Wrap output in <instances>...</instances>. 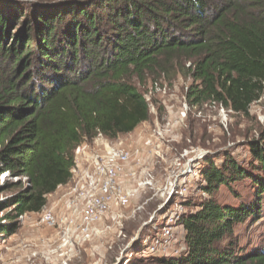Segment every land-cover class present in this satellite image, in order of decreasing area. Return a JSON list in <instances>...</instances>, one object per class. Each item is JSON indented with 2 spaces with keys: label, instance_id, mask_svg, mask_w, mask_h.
Returning a JSON list of instances; mask_svg holds the SVG:
<instances>
[{
  "label": "trees",
  "instance_id": "obj_1",
  "mask_svg": "<svg viewBox=\"0 0 264 264\" xmlns=\"http://www.w3.org/2000/svg\"><path fill=\"white\" fill-rule=\"evenodd\" d=\"M174 76L192 79L191 106L248 116L264 96V0H1L0 177L19 191L0 234L70 182L84 141L151 118L138 85ZM245 146L201 160L207 196L185 203L181 256L141 243L128 264H264V238L246 250L237 231L264 219V127Z\"/></svg>",
  "mask_w": 264,
  "mask_h": 264
},
{
  "label": "rangeland",
  "instance_id": "obj_2",
  "mask_svg": "<svg viewBox=\"0 0 264 264\" xmlns=\"http://www.w3.org/2000/svg\"><path fill=\"white\" fill-rule=\"evenodd\" d=\"M155 82L159 85L156 86ZM190 82V78L174 76L138 85L149 101L151 118L133 132L122 134L114 140L98 136L84 141L88 150L120 144L131 149L141 148L144 162L140 165L131 162L136 176L127 183L137 187L150 174L154 184L141 191L123 209L121 218L117 219L118 213L106 215L94 224L97 231L85 242L79 241L81 235L75 232L74 241H66L61 225L53 228L41 223L45 211H54L58 219L69 211L63 198L67 185L62 186L48 196L43 211L21 216L16 220L18 228L15 232L0 234V264H128L141 243H148L146 238L153 234V230L165 224L175 202L184 199L187 202L189 199L200 202L206 197L196 186V182L201 179L198 160L226 150L238 158L246 156V139L259 136L264 127V96L252 105L248 116L236 114L225 107L222 112L221 107L214 103L197 108L186 99ZM169 120L173 124L174 135L162 139L160 153L150 156V150L145 145L146 139L153 135L152 129L157 124ZM184 152L188 153L187 157L182 156ZM17 179L6 174L0 177V224L6 221L4 217L8 212H14V206L8 201L19 191L11 187L3 189L2 185L6 180L16 182ZM175 179L180 181L181 189L170 196L167 187ZM2 203L6 206H2ZM237 231L242 234L246 250L258 246L264 238V219L240 225ZM179 247H184L182 240Z\"/></svg>",
  "mask_w": 264,
  "mask_h": 264
},
{
  "label": "built area",
  "instance_id": "obj_3",
  "mask_svg": "<svg viewBox=\"0 0 264 264\" xmlns=\"http://www.w3.org/2000/svg\"><path fill=\"white\" fill-rule=\"evenodd\" d=\"M155 83L156 86L159 85L158 82ZM213 103L219 105L222 112L225 111L222 104ZM186 109L187 105H185ZM157 125L152 129L153 135L145 141V145L150 150V156L160 153L162 139L172 138L174 135L173 124L170 120ZM85 146L83 142L77 148L72 178L63 193L66 208H69V211L60 219L54 211H45L41 217V223L49 227L55 228L61 225L65 240L70 242L74 241L73 232L81 235L79 241L85 242L94 231H97L94 224L106 215L118 213L117 219L121 218L123 209L141 191L154 184L150 174L137 187H132L133 183L130 185L127 183L128 180H134L136 176V170L131 166V162H138L139 165L144 162L140 147L131 149L120 144L98 150H88ZM182 156L187 157L188 153L184 152ZM202 159L203 157L198 160L199 165ZM185 169L188 170L186 165ZM179 183L180 181L176 179L170 182L167 187L170 196L179 192L178 190L181 189ZM186 202V199L175 202L165 224L160 229H155L151 237L146 238L147 252L152 255L172 254L176 258L181 256L184 248L179 247V244L184 235L181 237L180 220L187 210Z\"/></svg>",
  "mask_w": 264,
  "mask_h": 264
}]
</instances>
